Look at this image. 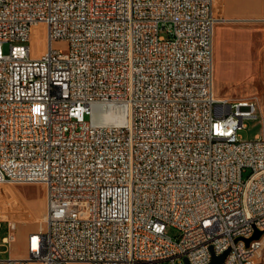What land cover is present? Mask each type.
I'll return each mask as SVG.
<instances>
[{"label": "built area", "instance_id": "1", "mask_svg": "<svg viewBox=\"0 0 264 264\" xmlns=\"http://www.w3.org/2000/svg\"><path fill=\"white\" fill-rule=\"evenodd\" d=\"M222 19L215 0H0V183L47 201L0 264H208L206 246L264 264L263 236L245 242L264 231V134H239L255 100L216 94Z\"/></svg>", "mask_w": 264, "mask_h": 264}, {"label": "rangeland", "instance_id": "2", "mask_svg": "<svg viewBox=\"0 0 264 264\" xmlns=\"http://www.w3.org/2000/svg\"><path fill=\"white\" fill-rule=\"evenodd\" d=\"M215 14L223 18L215 29V91L218 96L232 100L250 98L258 103L259 117L246 120L247 127L239 131L242 139H254L264 134V20H226L221 0H215ZM46 41V26H34L30 39L34 56L41 54ZM53 47L65 49V43L55 41ZM4 50L8 51V44ZM248 174L249 171L244 172V177ZM46 208V193L41 183H0V258L26 254L27 235L44 227ZM9 221L17 226L16 240L6 248L1 242L8 234ZM167 231L173 237L179 235L174 227Z\"/></svg>", "mask_w": 264, "mask_h": 264}, {"label": "crops", "instance_id": "3", "mask_svg": "<svg viewBox=\"0 0 264 264\" xmlns=\"http://www.w3.org/2000/svg\"><path fill=\"white\" fill-rule=\"evenodd\" d=\"M221 10L229 21L264 20V0H221ZM11 256L23 258L26 254Z\"/></svg>", "mask_w": 264, "mask_h": 264}, {"label": "water", "instance_id": "4", "mask_svg": "<svg viewBox=\"0 0 264 264\" xmlns=\"http://www.w3.org/2000/svg\"><path fill=\"white\" fill-rule=\"evenodd\" d=\"M264 235V231L263 230H259V229H255V232L254 234L249 237V238H246L245 239V242L247 244H249L252 240H258L260 239L262 236ZM230 250H226L225 252L217 255L213 252V255H212V259L211 261L208 263V264H221L225 261L226 257L228 256Z\"/></svg>", "mask_w": 264, "mask_h": 264}, {"label": "bare ground", "instance_id": "5", "mask_svg": "<svg viewBox=\"0 0 264 264\" xmlns=\"http://www.w3.org/2000/svg\"><path fill=\"white\" fill-rule=\"evenodd\" d=\"M213 252H214V246H206L207 255H213Z\"/></svg>", "mask_w": 264, "mask_h": 264}]
</instances>
